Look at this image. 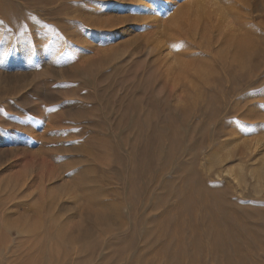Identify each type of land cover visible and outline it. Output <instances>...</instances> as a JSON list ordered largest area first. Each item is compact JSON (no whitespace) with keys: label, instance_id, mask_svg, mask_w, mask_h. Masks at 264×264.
<instances>
[{"label":"rangeland","instance_id":"rangeland-1","mask_svg":"<svg viewBox=\"0 0 264 264\" xmlns=\"http://www.w3.org/2000/svg\"><path fill=\"white\" fill-rule=\"evenodd\" d=\"M215 1L0 0V264H264V1Z\"/></svg>","mask_w":264,"mask_h":264},{"label":"bare ground","instance_id":"bare-ground-1","mask_svg":"<svg viewBox=\"0 0 264 264\" xmlns=\"http://www.w3.org/2000/svg\"><path fill=\"white\" fill-rule=\"evenodd\" d=\"M211 1H215V0H211ZM216 1H217V0H216ZM216 1L214 2V4L217 3ZM230 1H231V0H230ZM235 1H236V0H235ZM242 1H243V0H242ZM246 1H248V0H246ZM251 1H252V0H251ZM257 1H258V0H257ZM262 1H264V0H261V2H262ZM172 2H174V1H172ZM233 2H234V1H233ZM237 2H238V0H237ZM237 2H235V3H237ZM210 3H211V2H210ZM231 3H232V2H231ZM235 3H234V4H235ZM240 3H242V5H243V2H240ZM244 3H245V2H244ZM170 4H171V3H170ZM212 4H213V3H212ZM234 4H232V5H234ZM221 6H222V5H221ZM229 6H230V5H229ZM235 6H236V7L233 6V9H234V8H235V9L238 8L240 5H238V4L236 5V4H235ZM165 7H166V6H165ZM200 7H201V6H200ZM200 7L197 8V9H195V10L200 9ZM166 8H167V9H170V7H168V6H167ZM166 8H165V9H166ZM195 8H196V7H195ZM231 8H232V6H230V9H231ZM242 8H244V7L241 6V10H244V9H242ZM167 9H166V10H167ZM218 9H219V8H218ZM174 10H175V3H174V6H172V9H171V10H169V11H167V12L164 11V10L160 11V12L158 13L157 18H155V20H156V21L160 20V22H161V21H162L161 19H164V18H165V19H166V18H169V19H170V16H171L170 13L174 12ZM178 10H179V9H178ZM239 10H240V9H239ZM239 10H238V11H239ZM241 10H240V11H241ZM218 11H219V10H218ZM226 11H228V10H226ZM229 11H230V10H229ZM240 11H239V12H240ZM175 12H177V11H175ZM179 12H180V11H179ZM179 12H178V13H179ZM194 12H195V11H194ZM199 12H200V10H199ZM231 12H232V9H231ZM233 12H234V11H233ZM242 12H243V11H241V13H242ZM225 14H226V13H225ZM156 15H157V14H156ZM226 15H227V14H226ZM226 15L223 17V19H224L225 21H226V18H227V20H228V17H230L229 15L226 17ZM234 15H235V13H234ZM234 15L232 14L231 16L233 17ZM239 15H240V14H237L238 17H239ZM238 17H237V18H238ZM237 18H236V16H235V17H234V21H235ZM231 19H233V18H231ZM238 19H241V18L239 17ZM166 20H168V19H166ZM164 21H165V20H164ZM168 21H169V20H168ZM218 21H219V20H218ZM234 21H233V22H234ZM236 21L238 22V20H236ZM213 22H214V21H213ZM237 22H236V25H237ZM239 22H240V21H239ZM156 23H157V22H156ZM188 24H189V23H188ZM188 24H187V25H188ZM238 24L240 25V23H238ZM228 25H229V24H228ZM174 27H175V26H174ZM185 27H187V26L185 25ZM241 27H242V26H241ZM241 27H240V28H241ZM244 28H245V27H244ZM173 29H174V28H173ZM173 29H171V30H169V31H166L165 34L169 33L170 31L173 32V31H172ZM237 29H238V28H237ZM180 30H181V29H180ZM183 30H184V29H183ZM181 31H182V30H181ZM173 33H174V32H173ZM176 33H177V32H176ZM179 33H180V32H179ZM170 34H172V33H170ZM172 35H173V34H172ZM174 35H177V34H174ZM181 35H182V34H181ZM181 35H180V36H181ZM170 37H171V36H169V39H170ZM172 37H173L172 39L174 40L175 37H174V36H172ZM176 37H177V36H176ZM167 38H168V35H167ZM180 38H182V37H180ZM176 41H177V40H176ZM236 49H237V51H238V52H237L236 60L239 61V62L245 63V60H247V56H248V52H247L248 50H247L246 48H243L242 46H239V45L236 47ZM172 50H173V49H172ZM173 52H174V51H173ZM238 64H239V63H238ZM263 173H264V168H261V170L258 171V175L261 176V174H263Z\"/></svg>","mask_w":264,"mask_h":264}]
</instances>
